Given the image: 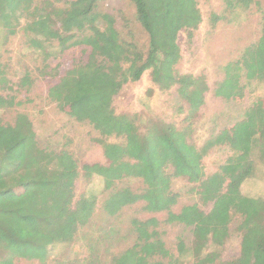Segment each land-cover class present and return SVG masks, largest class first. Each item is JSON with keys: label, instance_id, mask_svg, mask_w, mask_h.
<instances>
[{"label": "trees", "instance_id": "16d2710c", "mask_svg": "<svg viewBox=\"0 0 264 264\" xmlns=\"http://www.w3.org/2000/svg\"><path fill=\"white\" fill-rule=\"evenodd\" d=\"M102 1L69 0L55 6L50 0H0V27L12 36L24 18L22 29L32 46L45 50V44L56 42L59 51L77 53L70 67L48 85L47 96L59 108L87 100V114L74 116L88 120L99 135L95 140L104 161L95 169L106 191L103 211L113 216L126 206L142 202L147 211H166L168 222L192 226V264H212L218 259V245L228 237V231L216 224L225 215H238L239 256L220 264H264V198L246 196L240 189L254 172L253 159L239 165L230 157L220 165L216 175L227 182L224 191L199 185L204 175L202 158L226 137V131L211 135L199 147L188 141L191 120L204 104L208 85L201 75L180 76L174 66L181 58L178 32L185 30L190 36L202 21L197 0H130L135 20L147 35L145 49L131 30L129 39L122 37L114 18L98 11ZM223 1L227 4L229 0ZM217 19L213 14L212 22ZM146 71L160 90L177 86L189 111L187 125L157 119L141 128L139 115L115 112L114 98L124 85L138 81ZM242 77L246 81L264 80V34L246 46L238 60L225 65L213 94L225 100L240 95ZM0 82L5 86L3 75ZM18 104L13 95L0 97L1 107ZM235 125L257 131L248 141L249 152L264 160V107L254 114L249 108ZM110 137L116 141H109ZM77 168L67 144L58 151L38 145L26 114L18 113L11 125L0 124V264H13L15 257L43 261L55 242L71 241L89 222L95 197L74 201ZM179 176L194 183L202 202H211L208 212L194 204L184 205L178 212L171 210L177 203L171 181ZM126 178L139 179L141 189L134 191L122 185ZM11 186L23 191L6 195ZM156 223L155 218L132 219L134 242L115 253L109 264H182L165 248L153 228ZM157 256L161 259L156 260Z\"/></svg>", "mask_w": 264, "mask_h": 264}, {"label": "rangeland", "instance_id": "374dc122", "mask_svg": "<svg viewBox=\"0 0 264 264\" xmlns=\"http://www.w3.org/2000/svg\"><path fill=\"white\" fill-rule=\"evenodd\" d=\"M41 1L34 0V3ZM50 1L55 6H63L69 0ZM197 4L202 21L190 36L185 30L178 32L181 58L174 66L180 76L201 75L208 85L204 104L191 120L188 141L199 147L211 135L226 131V137L202 158L204 175L199 185L211 191H224L227 182L216 175L220 165L230 157L235 158L239 165L246 159H253L254 172L240 189L246 196L264 198V160L256 153L251 156L248 144L251 135L257 131L235 125L249 108L254 114L264 107V80L246 81L242 77V93L230 100L213 94L217 82L223 78L225 65L238 60L244 48L254 44L264 34V0H229L227 4L223 0H197ZM98 11L114 18L115 27L122 37L129 39L128 31L131 30L134 39L145 49L147 35L135 20V9L130 0H104L99 4ZM213 14L218 16L215 23L212 22ZM23 19L12 36L6 35L0 27V77L3 75L6 79L5 86L0 82V97L13 95L16 101H20V104L12 107L0 106V124L11 125L17 114L23 113L31 121L41 148L58 151L67 144L78 162L74 201L93 195L95 207L89 222L77 230L74 238L69 242L62 239L55 242L43 261L15 257L13 264H109L115 253L134 242L131 220L144 221L148 218L157 220L153 228L159 233L170 255L178 258L182 264H192V226L168 222L166 211H147L142 202L126 206L113 216L103 211L106 191L95 169L104 161L101 146L95 140L99 135L88 120L76 117L87 114V100L81 99L59 108L47 96L48 85L70 67L77 53L74 56L70 54L72 50L59 51L56 42L51 46L45 44V50L32 46L29 36L22 29ZM98 24L101 26L102 21ZM113 108L118 114L139 115L141 128L157 119L173 121L178 126L187 125L189 113L186 102L177 93V86L160 90L151 82L148 71L138 81L124 85L114 98ZM243 137L246 143L244 147L241 142ZM109 141L116 139L110 137ZM73 174L74 170L68 176ZM121 184L134 191L142 187L139 179L135 178H126ZM12 187L6 195L23 191L22 187ZM171 190L177 195V203L171 208L174 212L184 205L193 204L204 212L211 208V202H202L194 183L188 182L186 177H173ZM240 222L238 215H225L217 222V227L228 231V237L220 241L218 259L212 264L234 260L239 256ZM155 259L161 258L157 256Z\"/></svg>", "mask_w": 264, "mask_h": 264}]
</instances>
